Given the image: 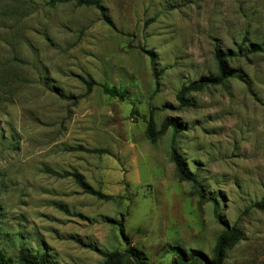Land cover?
Instances as JSON below:
<instances>
[{"label":"rangeland","instance_id":"374dc122","mask_svg":"<svg viewBox=\"0 0 264 264\" xmlns=\"http://www.w3.org/2000/svg\"><path fill=\"white\" fill-rule=\"evenodd\" d=\"M100 1L111 25L94 7L0 0V251L102 264L93 248L138 250L173 264L182 252L213 259L237 224L243 240L224 264H264V211L253 209L264 197V55L245 58L264 47V0ZM216 49L236 55L229 80L180 108L184 86L217 76ZM90 78L130 100L87 94ZM151 111L158 129L178 123L177 153L215 202L178 181L172 130L147 139ZM79 146L111 154L70 151ZM74 172L116 200L55 176Z\"/></svg>","mask_w":264,"mask_h":264},{"label":"trees","instance_id":"16d2710c","mask_svg":"<svg viewBox=\"0 0 264 264\" xmlns=\"http://www.w3.org/2000/svg\"><path fill=\"white\" fill-rule=\"evenodd\" d=\"M76 4L77 6L83 7H94L102 14L104 20L111 25L108 19H105V12L102 6V1L100 0H51V6L57 5H67ZM148 53L151 58H153V53L143 50ZM264 55V47L258 44L251 45V48L246 52L245 58L249 55ZM236 55L225 54L220 49L215 51V60L218 65V74L215 77H205L199 81L190 83L184 86L177 96V100L180 104V108H189L191 103L189 97L193 94L202 93L208 89L217 88L224 86L231 76L230 60ZM159 76V74H157ZM87 87V94H91L96 88H102L103 94L110 99H117L120 102H126L130 100V93L128 91H120L116 88H109L105 85L98 84L94 79L90 78L85 82ZM154 113L151 111L149 119H147V139L152 143H157L166 134L172 130L173 139L171 141L170 148V161L174 164L176 170V175L180 183H190L193 185L192 194L196 196L199 200L200 205H205L206 203L215 202L213 199H206L205 195L197 188L198 176L190 173L186 170L185 162L181 159L176 150V141L179 134V125L173 120H166L160 129L157 128L156 122L154 120ZM71 152L85 153L89 155H110L111 153L105 149H88L82 146L72 148ZM62 179L72 178L75 183L83 190V192L89 196L95 197L99 200L110 202L116 200L113 196H107L103 193L96 191L92 186H90L85 178L78 172L65 173L63 175H56ZM253 209L257 211H264V197L258 203L253 206ZM215 215H217V210H215ZM122 225V223H120ZM243 240V233L239 226L236 224L232 228H227L218 238L213 259H210L202 252L193 251L190 255L182 252L181 257L174 259L173 264H224L227 259L229 251L233 250L241 241ZM94 252L104 258L102 264H148L144 254L138 250H128L124 252H103L96 248L92 249ZM0 264H57L48 254L32 253L26 250H21L16 259L6 256L2 251H0Z\"/></svg>","mask_w":264,"mask_h":264}]
</instances>
